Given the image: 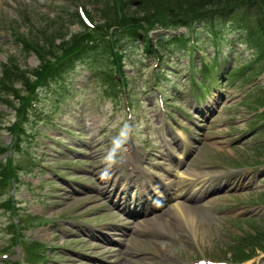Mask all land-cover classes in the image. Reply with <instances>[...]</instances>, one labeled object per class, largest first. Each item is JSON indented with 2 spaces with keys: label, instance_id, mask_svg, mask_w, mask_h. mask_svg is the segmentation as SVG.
Instances as JSON below:
<instances>
[{
  "label": "rangeland",
  "instance_id": "obj_1",
  "mask_svg": "<svg viewBox=\"0 0 264 264\" xmlns=\"http://www.w3.org/2000/svg\"><path fill=\"white\" fill-rule=\"evenodd\" d=\"M192 1L119 0L120 6L115 0H0V152H5L1 147L12 142L8 128L17 121L15 111L21 112L10 86L18 93L24 84L33 89L44 58L20 43L16 36L29 40L32 47L42 46L40 48L44 53H50L54 46L70 45L68 43L73 42L74 37L87 38L89 29L77 15L80 8L86 11L91 22L103 30L119 25L122 16L126 23L147 19L148 15L159 19L157 12L163 10L165 5L175 7L174 13L187 9L192 14L191 11H195V6L191 8ZM169 28L151 35L153 42L158 39L156 45L162 58L157 68V56L146 52L143 42L145 33L135 29L133 33L140 35L136 41L123 38L124 34L119 37L118 45L125 56L123 69L132 94L130 99L135 103L130 119L120 96L121 89L126 87V83L121 81L125 77L119 75L118 80L111 82L107 74H101L114 64L112 52L103 50L106 61L101 59L100 50L97 56L87 57L83 64L68 74L66 80L53 82L50 89L41 91L42 98H49L48 103L40 105L41 115L54 116L59 130L51 127L50 122H54L52 117H46L37 129L46 136L54 137L56 143H61L54 147L57 151L62 149L66 153L64 147L69 144L63 143V139L72 135L81 148L86 146L91 155L102 156L110 151L116 134L121 137L122 129L132 128L136 144L143 147L142 158L149 169L148 178L140 184L144 186L149 181L158 182L155 175L163 177L165 174L159 166L167 163L163 158L168 155V149L179 156V126H184L188 137V159L183 169L200 177L207 176V182L202 187L208 196L188 202L196 214L194 225L164 210L155 214L154 217L159 218L149 223L148 230L143 229L145 224L140 221L121 222L113 213L107 214L102 202H96L90 195H74L65 182L62 186L56 184L54 190V182L52 185L43 182L46 177L52 176L51 173L33 167L32 162L22 159L23 154H17L15 149L12 155L27 168L17 172L19 181L13 192L10 185L0 192L5 194L0 201V264H4V253L1 252L8 245L14 251L7 259L22 260L20 249L16 244L12 245L14 237L11 225L14 222L21 224V238L47 246L45 259L37 264H101V260L104 264H110L108 259L114 257L116 264H124L114 252L102 254L98 251L91 239L87 241L70 234L74 231L64 227L66 221H59L55 225L48 221L67 214L92 225L93 234L102 241L104 233L112 231L107 222L122 223L124 230L120 235L125 234V237H116L124 241L118 253L121 256L126 254L129 264H191V261L202 258L234 263L251 256L255 258L244 264H264V16L258 9L249 12L247 7L242 6L231 16L211 13L205 18L188 17L180 23L169 25ZM192 33L196 35L199 52L192 50ZM214 33L221 37L220 43L214 42ZM90 66L94 74H98L95 80H90L93 85L87 88L86 93L81 94L85 90L80 93L74 101L76 105L62 109L57 103L59 85L63 82L68 84L74 79L88 81ZM210 67H214L213 72ZM192 68L198 70L197 73L192 74ZM201 73L207 78L206 82L201 80L206 83L205 88H200L201 84L197 83L202 79ZM151 76L158 81L154 91H151L149 84ZM213 76L218 80L214 84ZM160 91L168 111L165 115L159 113L160 104L156 100ZM66 95L62 94L61 98ZM84 107L89 110L85 111ZM192 107L200 114H195ZM101 110L105 116L103 119L112 121L105 126V122L96 120L99 124L97 131L83 133L80 121L102 116ZM182 113L192 117H183ZM159 121L164 124L161 130H157ZM168 122L175 124L174 129H165ZM25 128L27 132L35 131L36 123L31 122ZM165 138L173 143L171 147L163 140ZM41 141L52 144L45 139ZM31 147L28 148L26 142L21 144L23 151L29 149L33 157H38L37 161L42 158L48 160L57 175L63 173L54 161L58 159L55 158L58 152L47 147L41 156L36 145ZM66 155H59L63 159L58 162L78 165L80 162H75V159H87L88 162L83 165L93 168L90 157L79 153ZM42 163L45 161L42 160ZM167 168L176 170L171 165ZM8 170V166H0L2 186L11 176ZM171 174L166 176L165 181L177 185L173 172ZM241 181H244V186ZM11 194L16 203L15 215L8 206H1ZM19 218L22 221H18ZM158 220L165 222L157 224ZM24 249L26 252V247Z\"/></svg>",
  "mask_w": 264,
  "mask_h": 264
},
{
  "label": "trees",
  "instance_id": "obj_2",
  "mask_svg": "<svg viewBox=\"0 0 264 264\" xmlns=\"http://www.w3.org/2000/svg\"><path fill=\"white\" fill-rule=\"evenodd\" d=\"M115 2L117 3V5H120L119 0H115ZM191 4H192L191 8L195 6V11H191L192 14H190L189 12L190 10L187 9H181V10L179 9L178 13H174V11H176L175 7H170L165 5L162 7L163 10H159L157 12L158 17H160L159 19H156L157 17L155 16L148 15L146 17L147 19H143V20L142 18L137 20L132 19V20H136V22L133 21L132 23L131 22L126 23L124 22L125 21L124 16H122L121 19L122 21L119 23V25L116 26L134 29V28L143 27L142 23L140 22H144L145 24L148 25V27H152L156 23L160 24V23L172 22L173 24H176L177 23L176 21H181L183 18H188V17L205 18V16H208L211 13H220L225 16H231L233 15L234 11H236L237 8L242 6L247 7L249 12L257 11L258 9L264 16V0H198V1L194 0L191 2ZM91 36L92 34L90 35L87 34V38L85 39L84 37L77 39L74 37V41L73 42L70 41L68 43L70 45H61L59 47L54 46V48L56 49L54 48L50 49L49 51L50 53H44L45 51L43 50V48H40L42 46L32 47L31 45L32 43L29 40L25 42L26 38L21 36L22 38L21 42L25 44L26 47L30 48L35 53L39 54V56H44V58L42 59L43 65L40 71L38 72V74L36 75L37 79L35 81L34 87H37V85L39 84H43L53 75L60 74L63 70L69 67L74 62L75 58H77V56H79L80 53L84 52L88 48L86 42L87 39L90 38ZM118 62L121 63L120 61ZM10 88L11 91L13 90L12 91L13 95H15V97L19 99L21 102L23 101L21 103L22 105L25 104V100H26L23 97L24 92L29 94L34 92L32 91L34 88L31 89L27 84H24V88H23L24 92H20L19 90L18 93L16 90L12 89V86H10ZM0 165L2 166V164ZM5 165L8 166L9 164L7 163Z\"/></svg>",
  "mask_w": 264,
  "mask_h": 264
},
{
  "label": "bare ground",
  "instance_id": "obj_3",
  "mask_svg": "<svg viewBox=\"0 0 264 264\" xmlns=\"http://www.w3.org/2000/svg\"><path fill=\"white\" fill-rule=\"evenodd\" d=\"M182 139H185V137L182 136ZM185 156L186 149L184 148L180 152V156L178 157V170L176 172L178 184L174 189L175 195L169 198L167 210L169 214L174 215L176 218H182V221L194 225L196 214L194 210L188 206L187 203L189 202L188 200H190V198L199 199L203 196L204 191L202 186L205 185V182H207V176L200 177L197 173L182 170L179 162L182 163ZM241 185H245L244 181H241ZM157 222V224H159L160 220H158ZM161 222L165 221L161 220ZM144 227L146 229H150V224H147Z\"/></svg>",
  "mask_w": 264,
  "mask_h": 264
}]
</instances>
